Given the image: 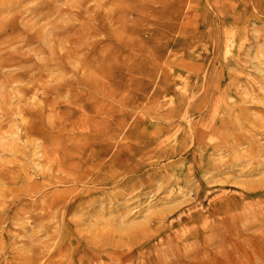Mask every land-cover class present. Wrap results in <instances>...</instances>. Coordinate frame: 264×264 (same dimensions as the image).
<instances>
[{
  "label": "rangeland",
  "instance_id": "obj_1",
  "mask_svg": "<svg viewBox=\"0 0 264 264\" xmlns=\"http://www.w3.org/2000/svg\"><path fill=\"white\" fill-rule=\"evenodd\" d=\"M24 100L32 117L6 115ZM253 190L264 0L0 10V264H176L206 224L250 218Z\"/></svg>",
  "mask_w": 264,
  "mask_h": 264
},
{
  "label": "bare ground",
  "instance_id": "obj_2",
  "mask_svg": "<svg viewBox=\"0 0 264 264\" xmlns=\"http://www.w3.org/2000/svg\"><path fill=\"white\" fill-rule=\"evenodd\" d=\"M16 0H0V10H5ZM25 106L19 109L6 108V115L9 112H20L24 116L34 115V106L23 101ZM18 110V111H17ZM24 117L27 125L28 136L38 129L35 128L37 120L32 123ZM195 136L199 138V132L195 129ZM59 141V142H58ZM53 145L62 140L53 139ZM50 142V143H51ZM50 153L48 149H45ZM12 177V175L10 174ZM249 209L251 217L239 222V217H220L218 222L206 224L204 230H199L192 235V241L188 247L178 250L175 258L176 264H264V190L250 193ZM233 209L227 207V210ZM222 212L216 209V213ZM228 217V216H227ZM146 250V249H145ZM140 252L143 257L147 252ZM130 260V259H127ZM160 264H164L160 262Z\"/></svg>",
  "mask_w": 264,
  "mask_h": 264
}]
</instances>
